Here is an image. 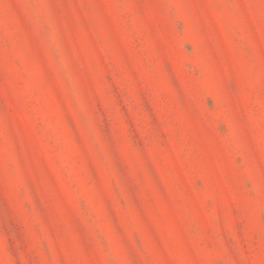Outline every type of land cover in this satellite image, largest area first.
Instances as JSON below:
<instances>
[{
  "label": "rangeland",
  "instance_id": "rangeland-1",
  "mask_svg": "<svg viewBox=\"0 0 264 264\" xmlns=\"http://www.w3.org/2000/svg\"><path fill=\"white\" fill-rule=\"evenodd\" d=\"M0 264H264V0H0Z\"/></svg>",
  "mask_w": 264,
  "mask_h": 264
}]
</instances>
